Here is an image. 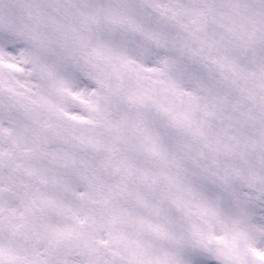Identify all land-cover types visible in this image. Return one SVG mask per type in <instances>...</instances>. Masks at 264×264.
<instances>
[{"label":"snow or ice","instance_id":"1","mask_svg":"<svg viewBox=\"0 0 264 264\" xmlns=\"http://www.w3.org/2000/svg\"><path fill=\"white\" fill-rule=\"evenodd\" d=\"M0 264H264V0H0Z\"/></svg>","mask_w":264,"mask_h":264}]
</instances>
